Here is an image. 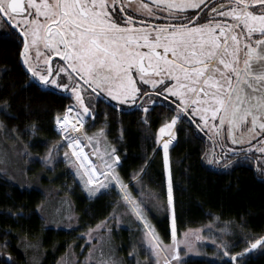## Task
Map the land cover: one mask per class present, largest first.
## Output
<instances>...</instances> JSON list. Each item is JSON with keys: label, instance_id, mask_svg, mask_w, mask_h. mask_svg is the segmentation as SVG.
Returning a JSON list of instances; mask_svg holds the SVG:
<instances>
[{"label": "snow or ice", "instance_id": "1", "mask_svg": "<svg viewBox=\"0 0 264 264\" xmlns=\"http://www.w3.org/2000/svg\"><path fill=\"white\" fill-rule=\"evenodd\" d=\"M189 9L196 11L188 13ZM140 10L147 17L164 16L165 22L138 24L117 0H0V21L19 37V57L28 73L46 87L70 91L74 98L75 103L66 106L55 122L63 143L72 150L64 153L65 158L70 163L74 162L71 157L80 162L83 171L78 169L77 175L85 187L94 186L91 191L98 190L95 186H112L109 181L121 189L127 187L116 171L121 157L115 148L107 154L103 168H97L81 147L82 137L92 141L83 132L85 120L96 116L91 97L106 94L117 102L118 109L135 106L145 124L158 102L167 104L168 113L155 140L163 150L168 204L172 205L169 148L178 124L199 117L197 129L202 131L201 124L208 127L211 123L219 132L227 125L229 136L234 128L250 124L264 137V0H140ZM53 57L60 58L55 66ZM32 127L35 130V125ZM233 142L237 141L233 138ZM61 146L54 147L58 150ZM258 150L264 156V147ZM229 155H238V151ZM50 156L51 149L44 161L50 163ZM205 159L209 164L231 163L221 154ZM258 167L264 173V163ZM136 210L145 221L150 247H161L138 203ZM171 235L172 258L180 264V244L185 241L177 239L174 223ZM245 242L248 247L237 253L231 251L233 245L227 240L213 241L217 254L226 258L222 264H239L245 253L264 248V235Z\"/></svg>", "mask_w": 264, "mask_h": 264}, {"label": "trees", "instance_id": "2", "mask_svg": "<svg viewBox=\"0 0 264 264\" xmlns=\"http://www.w3.org/2000/svg\"><path fill=\"white\" fill-rule=\"evenodd\" d=\"M17 58L15 44L0 39V122L25 143L30 160L45 164L43 158L50 149V158L56 160L53 144L60 137L53 128L55 117L63 113L71 99L48 94L37 83L28 82ZM163 117L153 115L152 123L145 124L134 114L118 116L100 112L95 116L96 127L105 126L108 141L123 139L116 146L121 157L116 171L124 184L134 179L149 159L154 148L155 131ZM89 129L85 124L84 131ZM84 147L88 148L87 144ZM169 155L177 233L200 226L204 234L217 243L227 240L233 245L232 252L244 249L246 240L264 234V185L254 179L248 169L225 171L208 167L203 147L192 136L191 129L182 123L176 129V141ZM137 180L145 188L159 189L158 196L163 198L164 166L160 151L150 158ZM109 183L112 186L98 187L97 193L91 197L74 188L71 191L82 227H92L106 217L117 198L123 197L115 182ZM130 189L131 184L127 186V190ZM41 199L39 190L19 188L0 176V264H11L7 254L15 264H25L17 247L21 237L36 238L49 231L35 210ZM19 212L23 214L13 215ZM162 224L159 232L169 238L166 218ZM224 260L217 254L213 258H186L181 264H222ZM53 262L54 258H51L43 264ZM239 264H264V248L259 247L241 258Z\"/></svg>", "mask_w": 264, "mask_h": 264}, {"label": "rangeland", "instance_id": "3", "mask_svg": "<svg viewBox=\"0 0 264 264\" xmlns=\"http://www.w3.org/2000/svg\"><path fill=\"white\" fill-rule=\"evenodd\" d=\"M0 125H2L0 126V176L19 188L37 189L41 192L42 199L35 210L42 219L43 226L49 229L36 238L21 237L17 247L24 256L25 264H43L51 258H54L53 264H165L166 260L169 264H177L172 258L170 247L175 218L173 203L168 204L165 169L164 183L161 187L164 191L163 198L145 191L147 198H135V200L130 192L137 189L127 190L129 206L123 200L126 199L125 196L117 198L106 217L98 220L92 227L85 228L80 225L71 191L74 188L75 191L80 193L83 191L91 197L98 190L91 191L94 188L91 185L85 187L83 180L77 175L79 161L71 157L74 162L70 163L65 158L64 153L66 151L71 153L72 150L63 143L62 135L56 129L59 128L56 122L53 128L60 137L53 144V156L56 160L50 158L51 162L45 164L30 160L25 143L13 131H7L1 122ZM83 132L92 137V141L82 137L84 145L87 144V152H95L98 158L95 163L92 158L91 161L97 168H103L107 154L112 151L104 128H91L85 131L83 128ZM154 141L156 143L155 135ZM175 141L176 139L170 148ZM61 143L62 146L57 150L54 146ZM158 147L163 158L162 147ZM151 157L150 155L141 168L143 171L140 169L138 172V177L145 171ZM130 182L128 181L127 184ZM116 186L121 192L124 190L118 184ZM95 187L98 189V186ZM137 203L144 209L146 222L155 229L159 242H162L161 247L156 249L150 247L149 237L145 236L148 231L145 228V221L141 220L136 214L137 210L135 211ZM164 218L167 221L169 238L163 237L159 232ZM98 225L101 227H97ZM203 230L200 226L186 228L179 233L176 230L177 239L185 241L180 244L182 249L180 264L186 258H213L217 255L218 249L213 243L214 239L206 236Z\"/></svg>", "mask_w": 264, "mask_h": 264}, {"label": "flooded vegetation", "instance_id": "4", "mask_svg": "<svg viewBox=\"0 0 264 264\" xmlns=\"http://www.w3.org/2000/svg\"><path fill=\"white\" fill-rule=\"evenodd\" d=\"M144 2L148 3L149 0H144ZM117 5L118 6L122 5L126 10L127 14L134 15L136 18V22L138 24H142L147 20H152L157 24L165 22L164 16L147 17L143 13V11L140 10V0H117ZM157 11L162 12L163 10L158 9ZM195 11L196 10L193 9L187 10L188 13H193ZM201 15H204V13H201ZM0 39L8 40L15 44L17 50L18 63L23 69L25 73V78H27L28 82L37 83L39 86L42 87L43 90L47 91L48 94L70 97V91L58 90L55 89L54 87H46L42 82L38 80V78H33L31 74L28 73L26 66L21 63L19 57L18 50L22 46L20 39L17 36L16 32H14L8 24L3 23V21H0ZM33 55L35 56V53H33ZM43 59H44V50L41 45V61ZM59 59H60L59 57L52 58L51 63L53 64V66H55V63ZM85 102L86 103L89 102V97L87 93H85ZM90 102L92 103V106L95 108L96 116L98 113L100 114V112L115 113L118 116L134 114L136 117H139V119L142 120L141 119L142 112L137 107L132 105H123L122 109H118L116 107L117 102L112 101L105 94L104 95L97 94L92 96ZM71 103H74V101H72ZM167 113H168L167 104L165 103L163 106H161V104L158 102L155 107V110L150 113V116L151 119L153 115L159 118L161 115L165 116ZM197 120H199V117H196L195 119L189 117L188 119H185L182 122V124L188 126L191 129L192 136L203 147L204 159L205 156H208L210 158L215 154H221L223 156H228V160L231 161V163H228L227 166H225L226 162L223 160L217 164H209L206 161L208 167L214 170L219 169L225 171L232 169H239V170L248 169L251 172V175L254 177V179H256L257 181L261 182L264 185V173H261L258 167L261 163H264V156H262L258 150L260 147H264V137L258 136L256 132L251 129L250 124L247 127L234 128L231 136H229L225 131L227 125L223 126L218 132L217 128L211 126V123H209L208 127H204V125L201 124V128L203 129L201 131L195 127ZM96 123L97 122L93 119L85 120V124H87L88 127L90 128L103 129L105 127V126L96 127L97 125ZM180 124H178V126ZM233 138L235 139V141H237L236 143L233 142ZM121 141H123V139L113 138L111 141L108 142L112 147V149L115 148L117 150L116 146ZM252 145H255V147H253ZM157 151L159 152V147L157 143H155L154 141V148L150 155L153 156ZM233 151H238V155H229V153H232ZM117 154H119L118 150H117ZM244 155H247L249 158L244 159L243 158Z\"/></svg>", "mask_w": 264, "mask_h": 264}, {"label": "crops", "instance_id": "5", "mask_svg": "<svg viewBox=\"0 0 264 264\" xmlns=\"http://www.w3.org/2000/svg\"><path fill=\"white\" fill-rule=\"evenodd\" d=\"M138 179V176L135 177L133 180H131V182L129 184H124L126 186H129L131 184V189L133 188H136L137 190H132V192H134V194H131L133 196V198H141V199H145L147 198L148 196H146V194L144 193L146 191V193L150 192L152 195H155V196H158L157 194V190H153V189H148V188H145L143 187V185L137 180ZM127 191V187L126 189H124L122 192H123V195L125 196L126 199L123 198L124 202L128 205V200H129V197L126 193ZM136 200V199H135ZM129 206V205H128ZM135 209V207H134ZM136 211V209H135Z\"/></svg>", "mask_w": 264, "mask_h": 264}, {"label": "water", "instance_id": "6", "mask_svg": "<svg viewBox=\"0 0 264 264\" xmlns=\"http://www.w3.org/2000/svg\"><path fill=\"white\" fill-rule=\"evenodd\" d=\"M72 101H74V98H71V97H69ZM75 103V102H74ZM62 138V137H61ZM63 139V138H62ZM83 143V142H82ZM84 144V143H83ZM92 153L93 152H87V154H88V156H89V158H92L93 159V162L95 163V161L96 160H98V158H97V156L96 155H92ZM264 235V234H263ZM246 247H248V245L246 246ZM259 247H257L256 249H254V250H251V251H249L248 253H245L244 255H243V257H245V256H247V255H249V254H251V253H253L254 251H256L257 249H258ZM243 251V249L241 250V251H238V252H242ZM237 252V253H238ZM242 257V258H243ZM226 259V258H225Z\"/></svg>", "mask_w": 264, "mask_h": 264}, {"label": "bare ground", "instance_id": "7", "mask_svg": "<svg viewBox=\"0 0 264 264\" xmlns=\"http://www.w3.org/2000/svg\"><path fill=\"white\" fill-rule=\"evenodd\" d=\"M56 127V126H55ZM56 129L58 130V132H59V128H57L56 127ZM60 133V132H59ZM86 141V140H85ZM81 147H83L84 148V151H85V153H87V149L84 147V145H83V143L81 142ZM88 158H89V156H88ZM89 160H91L90 158H89Z\"/></svg>", "mask_w": 264, "mask_h": 264}]
</instances>
